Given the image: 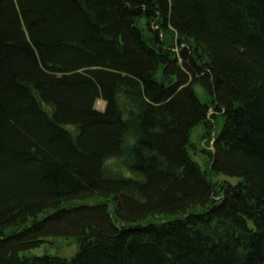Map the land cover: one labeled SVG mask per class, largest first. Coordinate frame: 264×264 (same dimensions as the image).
<instances>
[{"label": "trees", "instance_id": "trees-1", "mask_svg": "<svg viewBox=\"0 0 264 264\" xmlns=\"http://www.w3.org/2000/svg\"><path fill=\"white\" fill-rule=\"evenodd\" d=\"M0 264H264V0H0Z\"/></svg>", "mask_w": 264, "mask_h": 264}, {"label": "rangeland", "instance_id": "rangeland-1", "mask_svg": "<svg viewBox=\"0 0 264 264\" xmlns=\"http://www.w3.org/2000/svg\"><path fill=\"white\" fill-rule=\"evenodd\" d=\"M139 27L146 30L144 20H141L139 22ZM151 27L155 31H158V29L160 28L155 23L151 24ZM159 38L165 48L171 49L174 52L179 46V40L176 34L170 28L160 31ZM193 90L200 102L208 103V98L200 87L195 86ZM104 106L105 104L102 100H98L94 104V108L101 112L103 111ZM208 114V122H210V124L212 125V130L211 132L208 130L206 131V129L201 125L191 130L189 155L192 160L199 165L200 169L208 176L209 180L213 184H215L216 187L226 181L235 184L237 182L236 179L229 180L226 177L216 176L211 174L210 172L211 159L209 154L213 151L212 143L214 137L217 135L221 127V119L217 114H215L212 108L209 109ZM126 163L128 162L126 161ZM75 249L76 245L74 241L64 239H51L46 240L39 248L31 251L29 256L57 254L60 257L69 258L75 251Z\"/></svg>", "mask_w": 264, "mask_h": 264}, {"label": "clouds", "instance_id": "clouds-1", "mask_svg": "<svg viewBox=\"0 0 264 264\" xmlns=\"http://www.w3.org/2000/svg\"><path fill=\"white\" fill-rule=\"evenodd\" d=\"M125 144L131 149L136 146L137 140L133 135H128L125 137ZM127 159V153L123 155L111 154L102 160V168L105 172L110 173L113 176L117 174L130 176L131 172L128 163H126Z\"/></svg>", "mask_w": 264, "mask_h": 264}]
</instances>
